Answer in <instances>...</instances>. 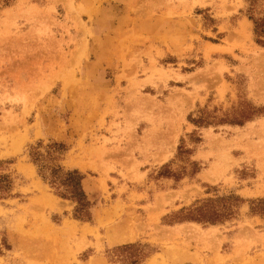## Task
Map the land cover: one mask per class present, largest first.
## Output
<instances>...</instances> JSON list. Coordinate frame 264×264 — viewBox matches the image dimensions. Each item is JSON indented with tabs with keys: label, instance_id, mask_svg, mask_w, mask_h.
<instances>
[{
	"label": "rangeland",
	"instance_id": "rangeland-1",
	"mask_svg": "<svg viewBox=\"0 0 264 264\" xmlns=\"http://www.w3.org/2000/svg\"><path fill=\"white\" fill-rule=\"evenodd\" d=\"M261 20L264 0H0V264H264Z\"/></svg>",
	"mask_w": 264,
	"mask_h": 264
},
{
	"label": "trees",
	"instance_id": "trees-1",
	"mask_svg": "<svg viewBox=\"0 0 264 264\" xmlns=\"http://www.w3.org/2000/svg\"><path fill=\"white\" fill-rule=\"evenodd\" d=\"M257 27L259 28L260 33H264V20H261L259 23H257ZM260 42L264 44V39H261ZM34 158L39 164L40 172L43 173L44 177L51 179L52 184L57 187L59 193L63 196L70 197L77 201L75 215L81 219L89 218L88 208L90 204L82 187V183L78 177V174L75 171H71L68 173V176L65 179L60 178L59 165L53 167L44 165L43 163H41L38 153ZM46 172L49 173L47 174ZM5 178L6 176H2L0 178V191H4L8 188L9 182L5 181ZM189 214L191 215L188 216L193 217L190 219L205 220L211 222L219 220V217L222 215L221 212H216L212 209L207 211L200 207L195 208Z\"/></svg>",
	"mask_w": 264,
	"mask_h": 264
},
{
	"label": "bare ground",
	"instance_id": "bare-ground-1",
	"mask_svg": "<svg viewBox=\"0 0 264 264\" xmlns=\"http://www.w3.org/2000/svg\"><path fill=\"white\" fill-rule=\"evenodd\" d=\"M150 264H160V262L158 263V261H156L155 259L151 260Z\"/></svg>",
	"mask_w": 264,
	"mask_h": 264
}]
</instances>
